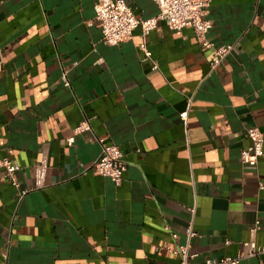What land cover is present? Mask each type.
<instances>
[{
	"label": "crops",
	"instance_id": "0c3cea01",
	"mask_svg": "<svg viewBox=\"0 0 264 264\" xmlns=\"http://www.w3.org/2000/svg\"><path fill=\"white\" fill-rule=\"evenodd\" d=\"M95 1L0 0V155L29 188L20 197L0 168V264H176L169 247L191 223L197 263L264 244V155L241 158L247 128L264 132V0H211L208 36L233 44L216 68L193 27L165 20L103 42ZM126 1L138 17L160 11ZM83 118L92 129L69 144ZM98 137L125 154L120 184L94 170Z\"/></svg>",
	"mask_w": 264,
	"mask_h": 264
},
{
	"label": "built area",
	"instance_id": "2783aa9c",
	"mask_svg": "<svg viewBox=\"0 0 264 264\" xmlns=\"http://www.w3.org/2000/svg\"><path fill=\"white\" fill-rule=\"evenodd\" d=\"M159 5L158 14L143 18L138 17L131 5L126 0H96L94 3L95 17L102 30V40L107 44H119L132 37L134 29L142 28V33L147 36L153 30L159 20L165 22L172 29L180 30L186 26L193 27L197 36L200 38L204 48L211 47L214 51V58L211 61V67L216 68L233 48L232 43L216 45L208 36L213 26V20L207 17V6L211 0H155ZM144 53V59L149 60L153 67L158 64L152 57V51L144 40L140 44ZM65 83L70 85L69 80L64 73ZM188 110L182 112V117L186 118ZM92 126L88 118H83L74 128L72 135L68 136L67 141L73 144L75 135L82 131L91 130ZM250 143L241 151V158L245 164L256 166L259 159L264 155V132L259 126L252 125L246 130ZM101 143V150L94 161V170L100 174L110 177L116 184L123 180L124 172L127 169V160L120 146L114 142L107 141L104 137H98ZM0 168H3L10 181L16 186L18 194L23 197L28 193L29 188H21L18 178V171L21 165L12 161L8 156L0 155ZM46 159H43L36 168V186H42L45 183ZM195 212V207H192ZM259 221L251 228L252 233L257 230ZM187 241L177 244L169 249L178 255L179 260L176 264H238L240 258L249 255H259L264 252V244H257L255 240H248L245 245L247 250H241L236 255H224L221 257H209L202 263L192 260L195 256L190 250V241L197 231L193 224H189L186 230ZM174 237L177 236L173 232ZM226 242H229L226 241Z\"/></svg>",
	"mask_w": 264,
	"mask_h": 264
}]
</instances>
